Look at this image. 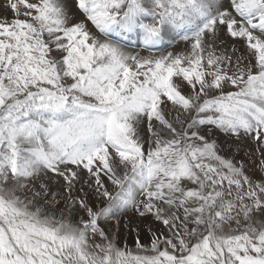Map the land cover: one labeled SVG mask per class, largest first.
I'll use <instances>...</instances> for the list:
<instances>
[{"label":"snow or ice","instance_id":"obj_1","mask_svg":"<svg viewBox=\"0 0 264 264\" xmlns=\"http://www.w3.org/2000/svg\"><path fill=\"white\" fill-rule=\"evenodd\" d=\"M0 264H264V0H0Z\"/></svg>","mask_w":264,"mask_h":264},{"label":"bare ground","instance_id":"obj_2","mask_svg":"<svg viewBox=\"0 0 264 264\" xmlns=\"http://www.w3.org/2000/svg\"><path fill=\"white\" fill-rule=\"evenodd\" d=\"M177 47H178V48H182V47H184V45L181 43V44H178ZM124 237H127V238H126L127 241L133 238V237H130V236L128 235V233H124ZM129 242L131 243V242H133V241H129Z\"/></svg>","mask_w":264,"mask_h":264},{"label":"rangeland","instance_id":"obj_3","mask_svg":"<svg viewBox=\"0 0 264 264\" xmlns=\"http://www.w3.org/2000/svg\"><path fill=\"white\" fill-rule=\"evenodd\" d=\"M128 235H129L130 237H133V235L130 234V233H128ZM125 238H127V237H125ZM126 241H127V240H126ZM129 241H133V238L127 241V244H131V245H133V242L130 243ZM148 242H149L148 239H145V240H144V243H148ZM130 247H131V246H130Z\"/></svg>","mask_w":264,"mask_h":264},{"label":"crops","instance_id":"obj_4","mask_svg":"<svg viewBox=\"0 0 264 264\" xmlns=\"http://www.w3.org/2000/svg\"><path fill=\"white\" fill-rule=\"evenodd\" d=\"M129 246H133V245H131V244H128Z\"/></svg>","mask_w":264,"mask_h":264}]
</instances>
